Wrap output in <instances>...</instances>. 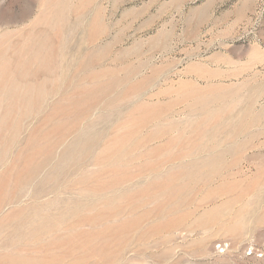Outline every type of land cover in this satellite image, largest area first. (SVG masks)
I'll return each instance as SVG.
<instances>
[{
	"label": "rangeland",
	"instance_id": "rangeland-1",
	"mask_svg": "<svg viewBox=\"0 0 264 264\" xmlns=\"http://www.w3.org/2000/svg\"><path fill=\"white\" fill-rule=\"evenodd\" d=\"M0 199V264H264V0H0Z\"/></svg>",
	"mask_w": 264,
	"mask_h": 264
},
{
	"label": "bare ground",
	"instance_id": "bare-ground-1",
	"mask_svg": "<svg viewBox=\"0 0 264 264\" xmlns=\"http://www.w3.org/2000/svg\"><path fill=\"white\" fill-rule=\"evenodd\" d=\"M15 178V177H14ZM39 178V177H38ZM20 179V178H19ZM23 179V178H22ZM35 184V183H34ZM53 189V188H52ZM22 194V193H21ZM25 198V197H24ZM16 199V198H15ZM18 199V198H17ZM43 199V198H42ZM1 200V199H0ZM15 201V200H14ZM22 201V200H21ZM6 202V201H5ZM11 202V201H10ZM19 203V202H18ZM10 204H12V203H10ZM14 204H15V202H14ZM6 205V204H5ZM13 205V204H12ZM16 205H18V204H16ZM49 205V204H48ZM7 207H8V205H6ZM6 209V208H5ZM4 210V209H3ZM32 210V209H31ZM4 211H6V210H4ZM7 212V211H6ZM42 213V212H41ZM48 218V217H47ZM27 219V218H26ZM14 223H15V221H14ZM28 223V222H27ZM34 223V222H33ZM74 226V225H73ZM45 227V226H44ZM20 228V227H19ZM33 229V228H32ZM19 230V229H18ZM13 233V232H12ZM22 233V232H21ZM18 234V233H17ZM51 235V234H50ZM8 236V235H7ZM14 236V235H13ZM33 236V235H32ZM4 242V241H3ZM2 245V244H1ZM41 245H42V243H41ZM13 248V247H12ZM32 249V248H31ZM34 251V250H33ZM39 251V250H38ZM42 251V250H41ZM32 252V251H31ZM4 254V253H3ZM2 264V263H1Z\"/></svg>",
	"mask_w": 264,
	"mask_h": 264
}]
</instances>
